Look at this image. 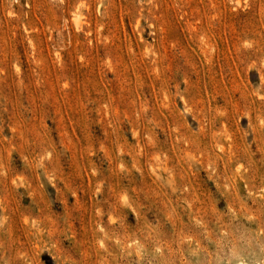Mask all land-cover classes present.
I'll list each match as a JSON object with an SVG mask.
<instances>
[{
  "label": "rangeland",
  "instance_id": "1",
  "mask_svg": "<svg viewBox=\"0 0 264 264\" xmlns=\"http://www.w3.org/2000/svg\"><path fill=\"white\" fill-rule=\"evenodd\" d=\"M0 264H264V0H0Z\"/></svg>",
  "mask_w": 264,
  "mask_h": 264
}]
</instances>
